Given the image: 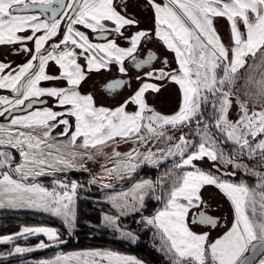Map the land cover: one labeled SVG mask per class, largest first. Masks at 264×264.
Here are the masks:
<instances>
[{
    "label": "snow or ice",
    "instance_id": "6c2138e0",
    "mask_svg": "<svg viewBox=\"0 0 264 264\" xmlns=\"http://www.w3.org/2000/svg\"><path fill=\"white\" fill-rule=\"evenodd\" d=\"M145 6L154 11V29L128 32L138 27L139 21L127 12L126 0L119 4L116 0H0V45H21L30 56L17 68L0 62V90H10L15 97L0 96V116L23 111L26 101L29 108L36 102L45 103L42 97L51 98L59 109L46 106L26 115H11L7 127L0 125V146L17 149L21 158L14 168L0 172V208L50 214L71 233L77 224V190L82 185L57 177L51 181L52 187H46L37 182L38 177L87 171L86 159L102 157L113 165L105 168V175L123 179L142 164L158 166L172 159L168 172L172 182L167 191L156 195L153 182L141 180L107 201L121 216L141 213L151 190L163 207L151 216L141 215L137 223L155 229L170 264H254L258 255L264 254V172L250 168L241 158L247 156L264 166V108L255 111L249 107L254 101L264 105V0H145ZM33 8L51 13L50 18L20 14ZM215 18H224L229 25L227 43L214 25ZM62 20L66 22L63 25ZM81 28L106 42L92 43ZM58 33L59 41L50 45L51 50L46 49L45 44ZM153 36L175 54L176 68L170 67L166 58L161 67H148L157 59L151 51L137 58L140 46ZM26 41H34V53ZM249 57L253 58L251 64ZM50 61L58 66L56 73L46 71ZM125 61L135 69L148 70L137 72L132 78L137 87L116 106H97L91 94L80 93L79 86L88 72L110 70L115 65L119 73L129 75ZM245 68L241 77L239 70ZM238 81L240 88H236ZM42 82L52 86H42ZM163 82L174 83L181 94L178 110L171 115L155 111L147 101V94L159 92ZM131 84V80L113 79L104 90L117 92L125 86L131 88ZM209 104L212 112L205 119ZM236 107L239 116L230 119ZM54 130L65 140L57 142ZM189 133L198 141L189 138ZM118 142L138 146L123 153L113 146L111 156L104 152L105 147ZM229 143L230 153L222 147ZM145 146L147 150L141 151ZM205 159L211 165L208 169L196 163ZM12 163V153L0 151V168ZM236 170L256 176V187L250 188L243 179L234 181ZM95 183V177L89 180V184ZM206 186L219 190L233 213L230 226L226 224L223 234L214 239L210 231L203 230L221 226L219 218L204 210ZM102 219L106 226L135 242L132 232L120 229L118 217L104 214ZM15 235H43L47 241L63 243L59 231L47 226H25ZM12 240L11 235L0 236V244ZM49 246L41 241L36 249ZM36 249L16 247L15 252ZM72 256L82 264H140L134 257L113 251ZM60 260L57 256L39 264H59ZM259 264H264V259Z\"/></svg>",
    "mask_w": 264,
    "mask_h": 264
},
{
    "label": "trees",
    "instance_id": "16d2710c",
    "mask_svg": "<svg viewBox=\"0 0 264 264\" xmlns=\"http://www.w3.org/2000/svg\"><path fill=\"white\" fill-rule=\"evenodd\" d=\"M152 20V9L146 7L143 14V24L138 25V27L129 28L127 31L132 32L133 30L139 28L151 30L153 28ZM215 20L217 26H221L219 21L217 23V19ZM221 27H219V30ZM152 39L163 46L161 41L156 39L154 36ZM119 43L125 44V42L120 41ZM170 58L174 60L172 53ZM174 91L178 92V89L174 88ZM173 110L174 108H170L169 112ZM210 110L211 106L208 105L204 112L205 119H208ZM212 131L214 132L213 129ZM189 138L198 141L197 137L192 133H189ZM222 147L228 149L231 148V144H224L222 145ZM170 165L171 164H168V160L162 162L158 166H149L146 164H142L137 172L133 173L131 177L127 176L120 184L114 185L108 190L122 189L129 185L131 182L143 179L145 177L154 179L161 170L169 167ZM57 177L65 178L66 181L75 179L82 185V190L77 192V224L72 232V237L70 236L63 244L59 246L61 250L102 248L119 253L133 254L138 259H140L143 264H169V260L166 258L165 254L163 252L155 250L152 246V242L150 240L151 233L153 232L152 228H146L143 224L137 223L138 217H140L141 215H150L161 206L162 203L155 200L153 198V194L149 195L150 197L145 199V208L142 209L141 213H130L129 215L125 216H117L118 225L129 229L131 232L136 233L137 235V239L135 240V242L128 238L127 240H120L114 238V236L117 235L116 231L99 223V213L101 211L111 213L112 210L107 202L96 203L92 201L93 197L100 194L101 190L99 186L89 184V182L87 181L89 179V174L83 170H68L61 173H55L54 176H44L40 178L47 179ZM232 179L234 181H237L239 179H243L246 181L244 176H239L238 178L232 177ZM161 193L162 192L159 191V189H156V195H160ZM99 204L104 207L98 206ZM10 222H16L21 225H50L59 231L61 238H64L67 233L62 221H60L56 217L35 210L0 209V224H6ZM89 234L90 236H88ZM73 237H75L77 240L74 241ZM52 252L53 249H46L44 251H34L32 252V254L39 256H51ZM19 258L20 257L14 256L8 259H2L0 260V264H13L17 260H19Z\"/></svg>",
    "mask_w": 264,
    "mask_h": 264
},
{
    "label": "flooded vegetation",
    "instance_id": "af4514ba",
    "mask_svg": "<svg viewBox=\"0 0 264 264\" xmlns=\"http://www.w3.org/2000/svg\"><path fill=\"white\" fill-rule=\"evenodd\" d=\"M26 2H30V0H26ZM116 2L119 4V3L122 2V0H116ZM126 2H127V12L130 15L134 16L139 21V25L143 24V22H144L143 21V14H144L145 8H146L145 0H126ZM158 2H159V0H158ZM30 13H32L34 15H37V16H40L42 20L49 19L47 17H44L38 9L29 10L28 12L20 13V14H30ZM45 14L50 15L51 13H45ZM62 14H63L62 12L58 13V18ZM65 23H66L65 21H63V20L61 21L62 25L65 24ZM139 29H142V28H139ZM139 29H136V30H139ZM81 30L85 31L86 34L89 35V38H90L91 42H104V41H106V40H98L96 38V34L91 33L90 30H85V29H82V28H81ZM136 30H133V31H136ZM29 33H30V31H29ZM39 34L40 33H37V35H39ZM60 38H61V34L58 33L57 37H53L51 41H49V42H47L45 44V48L48 49V50H51L50 45L52 43H57ZM109 38H112V37L109 36ZM120 42H125V41H120ZM25 44L34 53V47H35L34 46V41H26ZM125 45H127L126 42H125V44L124 43L121 44V46H125ZM1 47H4L5 49H7V51L4 52V59H5L4 62L10 64L12 68H17L18 66L26 63L27 60L30 58L28 53H25V52L22 51L21 45H18V44L17 45H0V50H1ZM162 50H163L162 46H160V44L158 42H156L155 40L152 39L151 41L144 42L140 46L138 52L135 55L137 56L138 59H142L145 55H147L148 51H151L152 53L155 54L157 59L155 61H153V64L151 66H148V67L159 68V66L161 65V62L165 58L167 59V56L162 54V52H161ZM79 51L80 50H77V52H79ZM82 58L83 57H80L79 60H80L81 63H84ZM0 62H2V61H0ZM125 64H126V67L129 68V75H127V76L119 73L117 71V67L115 65H112L110 70L102 69L99 72H96V71L88 72L86 74V78L81 82V84L79 86L80 93L81 94L85 93L86 95L87 94H91L94 97V99H95L96 105H103V106H107V107H113L114 105H117L124 97H126L130 93V90H131V88L133 86L138 85V82L135 81L134 79H132L137 74V72H143V71L148 70V67H145V68H142V69H135V68L132 67V65H131V63L129 61H125ZM57 67L58 66H56L54 64V62L50 61L48 67L46 68V71L49 74L56 73ZM113 79L131 80L132 81L131 88H129L128 86H125L123 89L118 90L117 92H112V93L106 92L104 90V86L108 82L113 80ZM42 86H52V85H51V82H42ZM0 93L1 94H6L4 96L9 97V99H15L14 95L11 93L10 90H7V89L0 90ZM40 99L45 101V103L36 102V103H33L32 106L29 108V107H27L28 102L26 101L25 102V106L27 107L26 109H23V111L17 110V111H15L13 113H10V114L6 113L4 116H2L3 120L10 119L11 115H22L25 112H28L29 110H31L32 108H35V107L50 106V107L53 108V110H58L56 108V106H55L54 101H52L51 98L42 97ZM59 130H61V128ZM57 131L58 130H54L53 133H55ZM0 148H5V149L9 150L12 153L13 163L9 167L14 168L15 165L18 163V159H19L18 150L10 148V147H7V146H0ZM1 170L7 171L5 168H1ZM37 179L42 180V181H47V180H52L54 178L41 179L40 177H38ZM59 179L65 180V178H59ZM71 180H75V179H71ZM71 180H69V181H71ZM87 181L89 182V179ZM94 185H96V184H94ZM96 196H94L93 198H95ZM204 208H206V207L204 206ZM48 226H50V225H48ZM123 228H125V227H123ZM125 229H127V228H125ZM72 232L69 233L67 231L65 237L63 238L64 241H66L72 235ZM116 232H117V235H121L118 231H116ZM88 236H90V234ZM73 240L76 241L77 239L75 237H73ZM53 244H55V243H53ZM53 244H52V246H49L47 248L36 249L35 251L38 252V251H44L46 249H52V248H54ZM58 244L59 245L57 247H55V248L60 249L59 246L61 245V243H58ZM32 252H34V251L25 252L23 254L12 255L11 257H14V256H16V257L25 256V258H27L30 255H32ZM37 256H39V255H36V257ZM0 260H2V259H0ZM31 264H33V263H31Z\"/></svg>",
    "mask_w": 264,
    "mask_h": 264
},
{
    "label": "crops",
    "instance_id": "0c3cea01",
    "mask_svg": "<svg viewBox=\"0 0 264 264\" xmlns=\"http://www.w3.org/2000/svg\"><path fill=\"white\" fill-rule=\"evenodd\" d=\"M21 15H34L32 13L30 14H21ZM216 19V18H215ZM216 21V20H215ZM214 21V25L218 31V33L223 37L224 39V42L227 43L228 42V39H227V29L226 27L224 26V24H221V28L219 30V26H217L216 22ZM222 29V30H221ZM135 32V31H133ZM31 34V33H29ZM42 33H40L39 35H41ZM106 41L104 42H92V43H105ZM162 43V42H161ZM127 46V45H125ZM172 53V52H171ZM173 54V57L175 59V54ZM83 60V58H82ZM84 62V61H83ZM178 88V86H177ZM178 92H179V103H180V100H181V94H180V91H179V88H178ZM83 95H86L85 93H82ZM97 106H103V105H97ZM116 106V105H114ZM113 106V107H114ZM179 106V104H178ZM43 107H46V106H43ZM43 107H35V108H32L31 110H29L28 112L30 111H36L37 109H41ZM104 107H107V106H104ZM111 108V107H110ZM59 110V109H58ZM178 110V107L177 109H175L174 111H171V112H166V113H161V114H165V115H171L173 114L174 112H176ZM28 112H25L24 114L22 115H26ZM73 124H74V119H73ZM61 130H62V127H61ZM74 130V129H73ZM27 131V130H25ZM53 136L56 137V140L57 142L59 141H63L65 140V137H61L59 135H57V132L55 133H52ZM51 142V141H50ZM115 146L116 147V150L117 151H120V152H128L131 150L132 147H137L138 145H133L131 142L129 143H124V142H118L116 145H110L108 147H105L104 148V152L107 153L109 156H111V151H112V147ZM148 146H145V147H142L140 148V150L143 149V151L145 150V148H147ZM153 151H155L156 149L153 147L152 148ZM21 162V158L19 156V159H18V163ZM92 162V163H91ZM163 162V161H162ZM161 162V163H162ZM17 163V164H18ZM146 165H149V166H152L150 164H146ZM113 165L111 162H108L106 161L105 159H103L102 157H97L96 160H85L84 161V167L87 169V173L89 174V178L92 179L93 177L96 178L97 180V183H95L96 185H101V184H111L112 186L114 185H117L122 179L118 176H115V179H112V181H110V176H107L105 175V168H111ZM172 165H170L169 167H167V169L171 168ZM165 170L166 169H163L162 171H160L154 179H151L149 177H145L143 179H139V180H135L133 182H131L129 185H127L126 187L122 188V189H118L114 192L111 193V195L108 193V194H104L102 193V191L100 192V194H98L94 200H102V201H106L110 207L112 208V211L111 212V215L112 216H115L117 217L119 214V212L117 211L116 208H114L112 206L111 203H109L107 201V197L109 196H118L120 193H123V192H128L132 186L134 184H136L137 182L141 181V180H151L153 182V184L155 185V188L156 189H163V191H167L171 185V182H172V177H170L168 174L165 173ZM4 170H1L0 169V172H2ZM161 175V178H162V181H161V185L159 184L158 185V177ZM124 177H127V175H125ZM113 178V177H112ZM89 179V180H90ZM53 180V179H52ZM52 180H47V181H42V180H39L37 179V182L45 185L46 187H52V183L51 181ZM238 182V180H237ZM82 187L78 188L77 192L81 191ZM151 190L148 191V193L150 192ZM152 192V191H151ZM147 193V194H148ZM117 194V195H116ZM106 195V196H105ZM203 197L206 201V204H205V211L207 214L213 216V217H216V218H219L220 220V227L218 228H214V229H203V226H201V228L203 230H206V231H210V237L212 239L216 238L217 236L219 235H222L223 234V231L226 230L225 228V222L224 221V216H225V213L228 211L229 213H232V209H231V205L230 203L227 201L226 197H224V195L222 193L219 192V190H217L215 187L213 186H206L204 189H203ZM219 199V200H218ZM124 202V201H122ZM129 204L132 203L130 197H129V200H128ZM163 205H161L159 208H162ZM11 209V208H9ZM158 209V208H157ZM156 209V210H157ZM155 210V211H156ZM224 210V211H223ZM155 211L152 213L154 214ZM47 214V213H46ZM104 214H108L110 215V213H106V212H101L99 213V222L103 225H105L103 223V215ZM151 214V215H152ZM233 214V213H232ZM50 215V214H49ZM151 215H144V216H151ZM141 219V216L137 218V221H139ZM228 221H229V217H228ZM27 225H18V226H15L13 229H7L8 232L6 231H0V236H6V235H11L13 236V240L10 242V243H7V244H0L2 246V250H5L7 248L9 249H14V247H27L28 244L29 246L33 247L32 245H37L39 244L41 241H45L47 238L43 235H28V236H19L17 237L15 234L20 232L21 229L23 227H25ZM36 226H45V225H28V227H36ZM106 226V225H105ZM119 226V225H118ZM227 226H230L228 223H227ZM1 228H3V226H0ZM108 227V226H107ZM120 227V226H119ZM53 228V227H52ZM111 228V227H109ZM151 228V227H150ZM120 229L124 232H131L129 229H125L123 227H120ZM67 230V229H66ZM152 230L154 231L155 233V229L152 228ZM68 231V230H67ZM121 233V232H120ZM133 233V232H132ZM137 239V236H136V233H133ZM41 237V238H40ZM157 238L159 239V237L157 236ZM26 239H29L30 241H26ZM13 242H17L19 244H21V246H18L19 244H16V243H13ZM46 243H48L47 241H45ZM159 244L161 245V241L159 239ZM162 246V245H161ZM59 252H55V255L56 256H53L52 258H45V257H40L39 258V261L36 262L35 264H39L40 261H54L56 259L57 256H60L61 257V260L59 262V264H82V261H78L77 259H75L72 254H75V253H83V252H88V251H96V250H99V251H111V250H104V249H98V248H94V249H77V250H66V251H62V250H59L57 249ZM162 250V248H161ZM115 252V251H113ZM162 252L164 253V251L162 250ZM118 253V252H116ZM121 255H124V256H131V257H134L137 261L140 262V264H143L141 260L137 259L134 255H131V254H128V253H119ZM165 254V253H164ZM64 257H68V259H64ZM255 263V262H254ZM105 264H107V261H105Z\"/></svg>",
    "mask_w": 264,
    "mask_h": 264
},
{
    "label": "rangeland",
    "instance_id": "374dc122",
    "mask_svg": "<svg viewBox=\"0 0 264 264\" xmlns=\"http://www.w3.org/2000/svg\"><path fill=\"white\" fill-rule=\"evenodd\" d=\"M159 2L160 3H164V2H166V0H159ZM152 12H153V20H152V23H153V28L151 29V30H153L154 29V27H155V24H154V11L152 10ZM217 19V23H218V21H219V23L220 24H224V26L226 27V29H227V39H228V36H229V25H228V23H227V21L224 19V18H216ZM219 27H221V26H219ZM146 30V29H145ZM222 30V29H221ZM163 44V43H162ZM161 46V45H160ZM164 46V45H163ZM162 46V48H163V50L161 51L162 52V54H164V55H166L167 56V60H168V62H169V65H170V67H172V68H176L177 67V65H176V63H175V59L174 60H172L171 58H170V56H171V51H169V50H167V48L164 46L163 47ZM5 51H7V49H5L4 47H1V50H0V61H2V62H4L5 61V59H4V52ZM253 62V58L252 57H249L248 58V63L249 64H251ZM159 67H161V65L159 66ZM246 71H247V68H245V69H240L239 70V75L241 76V77H243L244 75H245V73H246ZM259 71H261V70H258L256 73H255V75H256V78L258 79L259 78ZM220 75H223V72H222V70H221V73H220ZM149 82H153V81H149ZM156 83H158V84H160L161 82H159V81H156ZM135 87H137V85H135V86H133L132 88H131V90H130V92L132 91V89H134ZM241 87V82L240 81H238L237 82V84H236V88H240ZM174 88H177V85H175L174 83H171V82H163V86L160 88V91L159 92H149L148 94H147V101H148V104L155 110V111H157V112H159V113H166V112H169V110H170V108H174V110L175 109H177V107H178V104H179V99H180V97H179V93L176 91H174ZM178 89V88H177ZM253 90H255V89H253ZM4 95H6V94H1L0 93V96H4ZM7 97V96H6ZM9 98V97H8ZM233 99L235 100V97H233ZM210 105V104H209ZM211 106V105H210ZM249 107L252 109V110H255V111H259L261 108H264V105H261L259 102H256V101H254L253 102V104H250L249 105ZM0 110H2V106H0ZM173 110V111H174ZM212 112V108H211V110H210V113ZM209 113V114H210ZM238 116H239V110H238V107H236V108H233V110L231 111V114H230V119H236V118H238ZM211 123H214V121H210ZM10 124V119H8V120H3V118H2V116H0V125H4L5 127H7L8 125ZM187 129H185L184 131H186ZM214 130V132H215V129H213ZM199 138L197 137V140H198ZM149 146H151L152 148L154 147L155 148V146L154 145H149ZM160 147H165V145H163V144H161L160 145ZM147 150V148H145V150L144 151H146ZM224 150H225V152H231L232 151V146H231V148H224ZM0 151H9V150H7V149H5V148H0ZM141 151H143V149L141 150ZM10 152V151H9ZM176 159H179L178 157L176 158ZM242 159V162L243 163H245V164H247L250 168H253L255 171H257V172H264V166H261V165H259V164H257V162H256V160H250L247 156H244V157H242L241 158ZM258 159V158H257ZM168 160V164H171L172 165V163H173V161H172V159H167ZM167 160H164L163 162H165V161H167ZM197 163V165L198 166H201V167H203V168H205V169H208V168H210L211 167V165H210V162H208L206 159L205 160H203V161H197L196 162ZM159 164H161V163H159ZM166 170H165V173L166 174H168V172H169V168L167 169V168H165ZM232 169L230 168L229 169V171H231ZM162 171V170H161ZM236 172H237V175L235 176L236 178H238L239 176H244L245 177V179H246V181H248V182H246L245 180H244V182L245 183H247L248 184V186L250 187V188H255L256 187V185H257V183H258V178L256 177V176H254V175H249V174H246V173H244L243 171H241V170H236ZM116 176V175H115ZM115 176L114 175H112V176H110V181H112V179H115ZM113 177V178H112ZM124 178H126V177H124ZM123 178V179H124ZM90 179V178H89ZM123 179L118 183V184H120L122 181H123ZM240 180V179H239ZM238 180V181H239ZM157 181H158V185L161 183V181H162V178H161V175L158 177V179H157ZM117 184V185H118ZM161 185V184H160ZM97 186H99V185H97ZM99 188H101V187H99ZM101 190V189H100ZM117 190V189H116ZM116 190H105V189H102L101 191H102V193H104V194H110L111 195V193L112 192H114V191H116ZM100 191V192H101ZM159 191H161V192H163V189H159ZM151 194H153V192H149L146 196H145V199H147V198H149L150 196L149 195H151ZM117 195V194H116ZM106 196V195H105ZM113 196H115V195H113ZM219 200V199H218ZM92 201L93 202H96V203H99V202H106V201H102V200H99V199H97V200H94V198L92 199ZM118 203H123L122 202V200H118ZM162 205V204H161ZM98 206H100V207H104V206H102L101 204H99ZM110 206V205H109ZM111 208V207H110ZM0 209H9V208H0ZM9 210H22V209H9ZM25 210H30V209H25ZM111 210H112V208H111ZM224 211V210H223ZM101 212H103V211H101ZM100 212V213H101ZM113 212V211H112ZM107 213V212H106ZM110 215H111V213H110ZM151 215V214H150ZM51 216V215H50ZM118 216H121V215H118ZM228 217H229V221H228ZM232 217H233V214L232 213H229L228 211L225 213V216H224V221L223 222H225V224H229L230 225V221L232 220ZM57 219H59V218H57ZM60 220V219H59ZM98 220H99V218H98ZM61 221V220H60ZM63 223V222H62ZM100 223V222H99ZM101 224V223H100ZM18 225H21V224H18V223H16V222H10V223H6V224H0V226H3V228H1L0 227V231H6V232H8L7 231V229L9 230V229H13L15 226H18ZM37 225H39V224H37ZM41 225H45V224H41ZM101 225H103V224H101ZM28 226V225H27ZM45 226H47V227H52V226H48V225H45ZM105 226V225H104ZM120 226V225H119ZM65 227V226H64ZM121 227V226H120ZM54 228V227H53ZM112 229V228H111ZM120 233V232H119ZM121 234V233H120ZM137 236V235H136ZM62 240H63V243L65 242L64 241V239L62 238ZM150 240H151V242H152V246H153V248L155 249V250H157V251H159V252H162V250H161V248H162V246L159 244V239L157 238V236H155L154 235V231L151 233V237H150ZM26 241H30L29 239H26ZM45 241H47V239L45 240ZM48 242V244L50 245V246H52V244H53V242H51V241H47ZM13 243H16V244H19V243H17V242H13ZM30 244V243H29ZM29 244H28V246L27 247H24V248H34V249H36V244L35 245H32L33 247H31V246H29ZM62 244V243H61ZM18 246H21V244H19ZM15 248L16 247H14V249H9V248H7V249H5V250H2V251H0V259H8V258H10L12 255H16V254H23V253H25V252H23V253H16L15 252ZM22 248V247H21ZM2 249V246L0 245V250ZM53 249V252H52V255L51 256H37L36 257V255H34V254H32V255H30L29 257H27V258H25V256H18V257H20L19 258V260H17L15 263H13V264H31V263H33V264H35L36 262H38L39 261V258L40 257H45V258H52L53 256H56L55 255V252H59L58 250H57V248H52ZM91 249H94V248H91ZM98 249H102V248H98ZM59 250H61V249H59ZM71 250H77V249H71ZM104 250H109V249H104ZM35 251V250H34ZM63 251V250H62ZM64 251H66V250H64ZM112 251V250H111ZM11 253V254H10ZM119 253V252H118ZM34 255V256H33ZM131 255H133V254H131ZM136 257V256H135ZM137 258V257H136ZM167 258V257H166ZM138 259V258H137ZM261 259H264V254H262V255H260L256 260H255V263L254 264H259V261L261 260ZM140 260V259H139ZM143 263V262H142ZM169 264H170V261H169Z\"/></svg>",
    "mask_w": 264,
    "mask_h": 264
},
{
    "label": "water",
    "instance_id": "95a60500",
    "mask_svg": "<svg viewBox=\"0 0 264 264\" xmlns=\"http://www.w3.org/2000/svg\"><path fill=\"white\" fill-rule=\"evenodd\" d=\"M33 9H36V8H33ZM33 9H31V10H33ZM44 17H47V18H50V16H51V14L50 15H47V14H45V13H41ZM39 103V102H38ZM27 107L25 106L24 107V109H26ZM6 170H8L9 169V166H5L4 167ZM1 169V168H0ZM111 188V187H110ZM101 189V188H100ZM107 189H109V188H105V190H107ZM102 190V189H101ZM114 238H116V239H120V240H127V238L126 237H124V236H122V235H115L114 236ZM59 244L58 243H55V244H53V247L55 248V247H57ZM260 255H258V257H259ZM257 257V258H258ZM255 262V261H254Z\"/></svg>",
    "mask_w": 264,
    "mask_h": 264
}]
</instances>
